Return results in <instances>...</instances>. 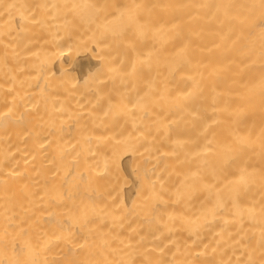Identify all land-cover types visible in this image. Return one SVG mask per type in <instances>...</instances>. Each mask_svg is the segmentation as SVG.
<instances>
[{"label": "bare ground", "instance_id": "6f19581e", "mask_svg": "<svg viewBox=\"0 0 264 264\" xmlns=\"http://www.w3.org/2000/svg\"><path fill=\"white\" fill-rule=\"evenodd\" d=\"M0 264H264V0H0Z\"/></svg>", "mask_w": 264, "mask_h": 264}, {"label": "rangeland", "instance_id": "374dc122", "mask_svg": "<svg viewBox=\"0 0 264 264\" xmlns=\"http://www.w3.org/2000/svg\"><path fill=\"white\" fill-rule=\"evenodd\" d=\"M142 121H141V126H143V127H145L147 124H146V117H145V115L143 114V116H142ZM122 123H123V121H121ZM127 124L129 125V126H131V127H135V125L134 124H131L130 122H128L127 121ZM126 123H124V125H127Z\"/></svg>", "mask_w": 264, "mask_h": 264}]
</instances>
